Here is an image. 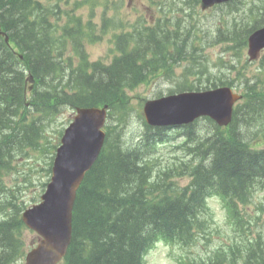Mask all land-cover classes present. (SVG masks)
<instances>
[{
    "label": "trees",
    "instance_id": "obj_1",
    "mask_svg": "<svg viewBox=\"0 0 264 264\" xmlns=\"http://www.w3.org/2000/svg\"><path fill=\"white\" fill-rule=\"evenodd\" d=\"M33 3L34 0H0V25L12 42L19 45L20 50L26 54L27 64L32 69L38 84L32 105H39L52 95H57L61 79L58 81L53 78L47 54L37 48L42 40L52 36L48 26L40 25L39 29H35L26 23V12ZM39 31L42 32L40 42H38L40 36L37 35ZM154 39H150L149 44L154 46ZM160 51L167 52L164 44L161 45ZM141 58L139 61H142ZM17 62L18 60L10 52L0 49V118L6 124L12 122L24 109L18 88L22 70ZM137 62L138 58L127 55L109 70L91 68L83 74L69 75L68 80L81 91L82 99L86 103L113 101L124 87H134L141 81L135 73L141 69L137 68ZM44 88H46L44 93L39 94ZM252 90L255 92L252 93L251 101L248 103V112L251 116L259 118L261 122L264 120V97L256 89ZM3 122L0 123L2 128L0 135L4 138L5 144L1 152L11 155L20 137L26 139L28 136L10 133ZM245 122L248 126V121ZM240 127L238 123V129ZM231 130L230 137H225L221 130L208 137L211 139L215 136L210 144H207L214 145V150L208 151L207 160L213 162L222 156L221 161L218 162L219 166L230 167L233 164L237 166L243 163L250 168L248 177H251L252 169H259V177H264V159L259 157L246 160L244 156L250 154L243 146L246 136L242 135L234 124ZM228 134L229 132H225V135ZM256 134L262 135L264 139L261 130L256 131ZM128 149L141 151L139 146ZM229 154L232 156L231 159L228 158ZM255 155L257 156L258 153ZM141 177L143 173L136 168L135 160L128 151L113 155L109 162L97 165L90 172L86 180L88 189L84 188L78 196L74 219L77 240L80 238L77 249L81 250L80 242L86 238L90 245V253L86 258H82L77 250L70 264H134L135 248H132L131 243L138 237V234H135L138 225L166 227L168 221L178 224L180 217L187 214L183 204H179L178 201L154 206L152 195L149 201L147 197L144 201L140 187L145 184L147 174ZM164 189V187L160 188L161 194H165ZM165 200L168 199L165 197ZM143 202L144 205L147 204V210H141L140 206ZM20 228L21 223L15 218L0 225L1 252L6 253L9 250L7 241L11 231H18ZM135 240H139L138 245L141 243L140 238Z\"/></svg>",
    "mask_w": 264,
    "mask_h": 264
},
{
    "label": "rangeland",
    "instance_id": "obj_2",
    "mask_svg": "<svg viewBox=\"0 0 264 264\" xmlns=\"http://www.w3.org/2000/svg\"><path fill=\"white\" fill-rule=\"evenodd\" d=\"M144 1H145V3H147L146 0H123L121 13H122V16L124 17V19L128 18V20L130 21L131 19L134 18V16L144 15L147 20H150L151 14L154 15V11H151V13L148 12L144 8L145 7ZM217 13H218L217 10H212V11L205 13L207 15H200L201 12L199 11V8L198 7L194 8V14H195L194 18L199 21V24L202 26L203 30L215 31L217 29L218 26H216V25L219 24V22L221 21V17L217 19V16H216ZM96 15L97 16L99 15L98 11H97ZM190 17H191L190 10L187 7L185 10V13L183 15L184 25L182 26L180 31L174 33V35L177 38V42L175 44V52L173 54V57H174V59L176 58L177 60H180L182 58L197 60L198 63H196V64L198 66V69L200 71L205 72L207 70V65L204 62H202L201 60L199 61V57H198L199 46L196 45L192 39V32L189 28ZM225 18L228 19V17H225ZM224 22H222V24ZM54 32H55V29L51 30L50 33L54 36ZM221 38L227 39L228 35L222 36ZM163 40H165L164 37H162L161 40L154 39V42H155L154 46L156 47V50L158 53L160 52V47L163 44ZM112 43H115V41L111 40L108 37H104V40L102 42H100L94 46L89 47L87 50L88 54H89L88 55L89 60L90 61H95V60H99V59L104 60L106 57L107 51L110 48H113ZM210 50H213V51H208V55H209L208 59L211 61L217 56L216 53L220 52L221 47L216 46ZM160 54L165 55L166 53L160 52L159 56H161ZM223 55H224V58H223L221 66L224 65V63H225V66H227V67L231 66V65H228L226 63L227 58L232 57V58L238 60V61H236L235 64H233L234 67H236L237 69H234V70L224 69V70H221V74H223V76L226 79L232 81L234 84L240 85L242 82L243 88L241 89V91H244V88L247 89L248 85L252 84V82L253 83L255 82L257 84H261L264 82V65L261 66L262 63H258L255 65H249V66H247V68H245L247 64H246L243 56L238 58L236 56H231L230 54H227V53H224ZM263 57L264 56H262V58ZM208 71L213 72L214 74H217L215 68H209ZM150 72L160 73L157 68L151 69ZM237 72H239V75L237 74ZM197 76L199 77L200 75H197ZM207 77L209 78V80H213L212 78L214 77V75L213 74H207ZM175 80L178 82L177 78ZM250 80H252V82ZM156 83L158 84V86H157L158 87V93H162V94L166 93L168 90L174 88V86H175V83H173L171 80H167L164 78L156 80ZM152 86H153V84L150 87L145 88V89H143L141 87L137 90L136 94H139L141 96L146 95L145 91L147 93H149ZM45 89L46 88L39 91V94H41V93L43 94ZM239 90H240V88H239ZM29 112H34V109L33 108L23 109L19 115L21 116L22 113H29ZM66 117H68V113H67V115L64 116V119ZM249 117H251V115L247 114L246 116L241 118L242 123L240 125L241 127H240L239 131H241L242 135L246 136V138L250 140L249 137L253 138L254 132L258 131L259 128L262 125H264V120H262L261 122H258L260 120L259 118L258 119H255V118L251 119ZM244 119H246V121H248V126H244ZM132 122L135 125H139V123L135 119L132 120V115H131L128 119V125L129 126L132 125L133 124ZM144 130H145V128H142V127H139L136 129L134 128V126L129 127L125 131L123 137H121L120 141L122 143H124L127 146V148H131L134 146H136V147L140 146L141 147L140 150H143L144 144L142 142L136 140L135 138L138 137V134H139L137 131H144ZM4 131L7 132V130H4ZM170 152H171L170 149H164V150L158 151V154L161 157H163L162 162H164V160H166V158L170 156ZM178 156H182V154H179ZM29 157L30 158L37 157L36 152L29 151L27 155L18 154L14 158V160H15L14 163L18 162V164H19L16 169H21L22 171L23 170L27 171L29 169L33 170L32 179H31V181H33V185L31 187H24L22 190L23 191L22 194L19 196V199L24 200V201H30V200H32V198H36L37 196H39L42 193V188H41L42 183L44 181H46V179L48 177L46 172L43 171V167H44L43 163L41 165H37L35 167L36 170H34L33 168H29V166H32L34 164L33 162H31L28 166H25L23 164L24 160L28 159ZM228 158L229 159L232 158L231 154L228 155ZM3 179H4V181H8L9 178H7L5 176V177H3ZM24 184H25V186H28V184L25 183V181H24ZM2 194H3V192L0 189V196H2ZM260 194H264V193H260ZM23 239L27 245V244H29V242L34 241V236L31 233L24 231L23 232ZM160 251L156 250L153 253L151 252L152 254L150 255V258L148 259V264H174V262L172 261V258H168L167 248L161 247ZM8 256H9V254H7V257ZM13 264H23V260H18Z\"/></svg>",
    "mask_w": 264,
    "mask_h": 264
},
{
    "label": "water",
    "instance_id": "obj_3",
    "mask_svg": "<svg viewBox=\"0 0 264 264\" xmlns=\"http://www.w3.org/2000/svg\"><path fill=\"white\" fill-rule=\"evenodd\" d=\"M260 32L264 33V30ZM258 50L259 47L252 49L250 51L251 56L253 57ZM234 100L235 98L227 90L189 94L168 99L158 108V113L164 114L166 121H172L176 117L183 119L184 115L192 112L196 114L210 113L214 120L218 121L221 125H225L229 119L231 105ZM69 167L70 165L67 160L64 167L58 166L55 168L52 182L48 185L46 193L41 198L42 203L24 215L25 221L39 233H42L45 239L46 235L52 234L59 237L63 235H65V238L69 237V217L74 199L73 191L70 188V179L65 170ZM74 169L75 166L72 165L71 171ZM41 220H43V227ZM55 223H58L57 228L50 230V226ZM49 244L54 252L58 254L57 256L61 255L64 245L61 239L52 236L49 238ZM48 256H50L49 253L40 254L39 258L41 260L42 257L48 258Z\"/></svg>",
    "mask_w": 264,
    "mask_h": 264
},
{
    "label": "bare ground",
    "instance_id": "obj_4",
    "mask_svg": "<svg viewBox=\"0 0 264 264\" xmlns=\"http://www.w3.org/2000/svg\"><path fill=\"white\" fill-rule=\"evenodd\" d=\"M49 28V27H48ZM51 30H53L52 28L50 29L49 28V33L51 32ZM51 34V33H50ZM52 35V34H51ZM53 36V35H52ZM228 39V38H227ZM161 52V51H160ZM158 53V52H157ZM158 55H159V53H158ZM151 69H154L153 67L152 68H149V70L148 71H151ZM145 71V70H144ZM63 78H67V79H69V75H65ZM62 78V79H63ZM62 79H61V83H62ZM252 86V84H250V85H248V87H247V89H249L250 87ZM37 105H32V108L34 109V112L36 111V107ZM248 110H249V108L248 109H246L245 110V114H250L249 112H248ZM22 111V110H21ZM21 111L19 112V114L21 113ZM246 120V119H245ZM258 122H260V120L258 121ZM238 123H240V125H241V123H242V119H240L238 122H233L232 123V125L234 124V126L237 128V130H239L238 129ZM259 130H263L264 131V125H262L260 128H259ZM239 132V131H238ZM249 139H247L246 138V141H245V143L248 141ZM135 147V146H134ZM140 147V146H139ZM132 148V147H131ZM141 148V147H140ZM11 154H12V152H11ZM197 156H198V161L199 162H209L208 160H207V157L209 156V154H208V151H204V152H197Z\"/></svg>",
    "mask_w": 264,
    "mask_h": 264
}]
</instances>
